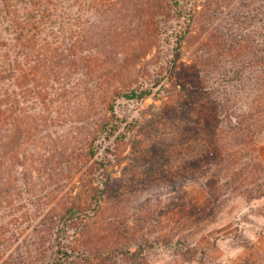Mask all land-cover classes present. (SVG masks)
<instances>
[{"label": "trees", "instance_id": "obj_1", "mask_svg": "<svg viewBox=\"0 0 264 264\" xmlns=\"http://www.w3.org/2000/svg\"><path fill=\"white\" fill-rule=\"evenodd\" d=\"M263 131L264 0H0V264H148Z\"/></svg>", "mask_w": 264, "mask_h": 264}, {"label": "rangeland", "instance_id": "obj_2", "mask_svg": "<svg viewBox=\"0 0 264 264\" xmlns=\"http://www.w3.org/2000/svg\"><path fill=\"white\" fill-rule=\"evenodd\" d=\"M151 103L149 99L146 104ZM257 147L264 164V131ZM213 175V168H208L187 178L183 188L188 191L190 218L162 225L179 236L171 244L148 250V264H264V197L251 201L249 196L232 193L221 199L222 205L214 204L210 193L219 182ZM133 225L138 227L136 222Z\"/></svg>", "mask_w": 264, "mask_h": 264}]
</instances>
